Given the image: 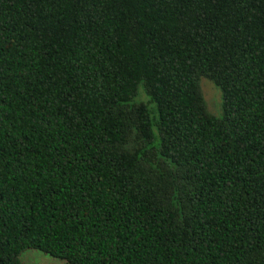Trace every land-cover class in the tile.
I'll list each match as a JSON object with an SVG mask.
<instances>
[{
    "label": "trees",
    "instance_id": "1",
    "mask_svg": "<svg viewBox=\"0 0 264 264\" xmlns=\"http://www.w3.org/2000/svg\"><path fill=\"white\" fill-rule=\"evenodd\" d=\"M26 250L264 264V0H0V264Z\"/></svg>",
    "mask_w": 264,
    "mask_h": 264
},
{
    "label": "rangeland",
    "instance_id": "2",
    "mask_svg": "<svg viewBox=\"0 0 264 264\" xmlns=\"http://www.w3.org/2000/svg\"><path fill=\"white\" fill-rule=\"evenodd\" d=\"M200 87L209 112L219 116L221 114L222 97L220 90L208 79H200ZM142 96L144 98H142ZM137 100L147 101V97L140 93ZM151 106V104H149ZM24 264H66L64 261L53 258L39 250H26L21 254Z\"/></svg>",
    "mask_w": 264,
    "mask_h": 264
}]
</instances>
